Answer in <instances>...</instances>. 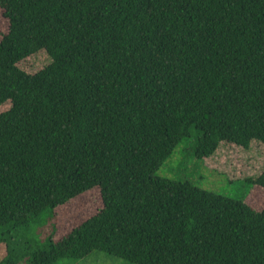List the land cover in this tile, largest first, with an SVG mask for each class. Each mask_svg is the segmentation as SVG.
Wrapping results in <instances>:
<instances>
[{
  "label": "trees",
  "instance_id": "16d2710c",
  "mask_svg": "<svg viewBox=\"0 0 264 264\" xmlns=\"http://www.w3.org/2000/svg\"><path fill=\"white\" fill-rule=\"evenodd\" d=\"M0 10V244L98 187L102 206L60 238L52 224L27 264H264V208L155 174L194 132L197 158L255 143L248 180L264 188V0Z\"/></svg>",
  "mask_w": 264,
  "mask_h": 264
},
{
  "label": "rangeland",
  "instance_id": "374dc122",
  "mask_svg": "<svg viewBox=\"0 0 264 264\" xmlns=\"http://www.w3.org/2000/svg\"><path fill=\"white\" fill-rule=\"evenodd\" d=\"M8 29V20L0 10V39ZM195 133L183 140L171 156L156 171V175L169 180L187 181L195 187L221 195L233 200L243 201L250 207L260 211L264 208V188L254 185L248 180L253 165L260 163L261 154L251 143L247 151H238L236 147H222L224 156L215 158H197L194 154ZM261 146V145H260ZM262 147V146H261ZM264 163V159L262 160ZM253 164V165H252ZM258 165L254 168L256 169ZM264 167V164L261 165ZM102 206L101 193L94 187L85 193L71 199L68 203L46 210L38 222L27 229H16L5 234L10 237L7 244H0V264L9 261L7 248H12L17 254L13 264H27L29 242L33 247L45 244L46 238L53 231L60 238L74 226L93 215ZM7 235V236H6ZM56 237V238H57ZM8 245V246H7ZM7 257V258H6ZM11 263V264H12ZM55 264H128L122 260L100 252H93L82 260H60Z\"/></svg>",
  "mask_w": 264,
  "mask_h": 264
}]
</instances>
